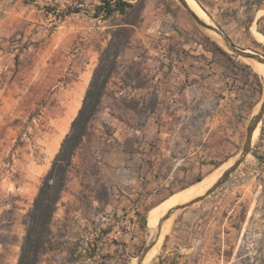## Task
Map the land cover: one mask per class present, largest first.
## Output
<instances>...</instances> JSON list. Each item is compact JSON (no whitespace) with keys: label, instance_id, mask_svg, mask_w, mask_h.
<instances>
[{"label":"rangeland","instance_id":"1","mask_svg":"<svg viewBox=\"0 0 264 264\" xmlns=\"http://www.w3.org/2000/svg\"><path fill=\"white\" fill-rule=\"evenodd\" d=\"M100 1L0 0V264H17L26 233L25 216L82 105L101 50L109 41L110 29L119 19L118 14L110 18L97 16L96 5ZM194 1L204 19L222 29L235 43L264 54V43L255 35L262 32L264 23L248 24L251 12L232 18L219 12L211 18ZM143 15L131 43L118 60L90 133L75 156L71 173L81 177L82 189L67 207L62 204L58 209L53 223L57 248L44 255L42 264H95L83 250L86 234L78 209L95 214L98 204L94 198L99 194L107 198V187L116 182L109 169L110 152L122 149V141L131 147L144 134L141 122L140 130L135 131V112L141 111L145 93L151 97L153 73L170 63L152 50L161 48L168 53L195 43L211 48L218 43L224 47L218 35L200 26L178 0H146ZM231 19L237 23H231ZM235 57L240 63L249 64L245 57ZM249 65L255 73L257 91L254 115L264 101V78ZM73 109L75 112L70 115ZM260 127L261 123L255 129L251 152L214 192L165 221L163 226L167 222L169 225L165 230L162 226L153 256L142 264L157 262L168 235L176 240V221L201 225L194 236L200 241L195 255L201 259L200 264H213L212 258L219 264L223 255L230 260L227 264H264V165L255 152ZM117 129L121 131L119 136L115 134ZM246 135L247 132L242 135L235 151L206 168L199 177L202 179L224 165L227 167L219 171L227 169L241 152ZM139 154L136 152L135 156ZM118 183L117 191L137 185L125 171ZM186 186L185 182L175 185L166 194L173 195ZM189 199L173 204L167 203L168 199L162 201L159 217L169 206ZM150 202L143 199L138 205L147 208ZM148 215L149 211H143L139 219L142 237L132 257L123 259L121 264H137L160 219L153 225Z\"/></svg>","mask_w":264,"mask_h":264},{"label":"crops","instance_id":"2","mask_svg":"<svg viewBox=\"0 0 264 264\" xmlns=\"http://www.w3.org/2000/svg\"><path fill=\"white\" fill-rule=\"evenodd\" d=\"M196 1L211 18L219 12L229 18L251 12L248 24L264 23V0ZM235 22L231 19V23ZM183 48L168 53L161 48L152 50L170 63L153 73V110L147 111V117L140 110L135 112V131L140 130L141 122L144 134L131 147L122 141V149L110 152L109 169L116 182L107 187V198H94L98 204L95 214L78 209L86 234L83 250L95 264H121L123 259L132 257L142 237L139 219L143 211L150 212L169 199L172 195L166 193L175 185L188 184L178 190L181 192L226 166L215 168L198 180L206 168L235 151L247 132L257 102L255 73L250 63H240L226 49L230 56L203 43L185 44ZM148 96L145 93L141 99L143 104L149 101ZM120 129L116 130L117 136L121 135ZM136 152L140 153L137 157ZM123 171L137 185L131 190L117 191ZM81 189V177L70 173L59 208L62 204L67 207ZM143 199L146 203L151 201L147 208L138 205ZM198 226L201 225L176 221V240L169 239L171 234L166 237L154 264H200L201 259L195 256L200 241L194 238ZM212 262L215 264V258ZM228 262L224 255L219 259V264Z\"/></svg>","mask_w":264,"mask_h":264},{"label":"trees","instance_id":"3","mask_svg":"<svg viewBox=\"0 0 264 264\" xmlns=\"http://www.w3.org/2000/svg\"><path fill=\"white\" fill-rule=\"evenodd\" d=\"M145 7L146 0L134 2L101 0L96 5L97 16L110 18L118 14L119 19L113 23L110 29L109 41L101 50L99 63L93 72L82 105L72 120L70 130L62 140L60 149L54 156L49 170L43 176L33 204L25 216L26 233L17 264H42L44 255L57 248L53 223L63 192L67 188L69 175L75 164V156L90 133L91 122L101 110L103 98L117 69L118 60L131 43L135 28L142 21ZM262 32L264 33V31ZM214 48L230 56L218 43H215ZM150 94L149 101L141 108L143 117L148 116L147 111L151 112L156 103L154 89ZM144 120L142 118L143 122ZM200 179L199 177L198 180ZM104 189L106 190V188ZM100 195L98 198H104V195Z\"/></svg>","mask_w":264,"mask_h":264},{"label":"water","instance_id":"4","mask_svg":"<svg viewBox=\"0 0 264 264\" xmlns=\"http://www.w3.org/2000/svg\"><path fill=\"white\" fill-rule=\"evenodd\" d=\"M178 1L187 9V11L194 17V19L197 21V23L200 26H202L205 29L213 30L218 35V38L221 40V42L223 43L225 47L224 49L228 50L235 56L246 57V58L255 60L257 62L264 63L263 53L258 52L253 49L244 48L238 45L229 36H227L222 29L212 24L211 22L205 20L202 16H200L193 8H191L187 0H178ZM263 117H264V101L259 111L256 114H254L249 120L248 125H247L246 140L244 142L241 152L236 157V159L233 161V163L227 169L223 171V173L220 175V177L217 179L214 185L209 190H207L205 193L198 195L197 197L189 201L177 204L171 207L170 209H168L163 214V216L159 219L157 226L153 229L151 235L149 236L141 253L139 254L137 258V264H142L146 255L155 246L161 234L162 226L167 219H169L178 210H182L199 201H202L206 196L214 192L229 177V175H231L240 166V164L246 159L248 154L251 152V148L253 144V132L258 126V124L262 122Z\"/></svg>","mask_w":264,"mask_h":264},{"label":"bare ground","instance_id":"5","mask_svg":"<svg viewBox=\"0 0 264 264\" xmlns=\"http://www.w3.org/2000/svg\"><path fill=\"white\" fill-rule=\"evenodd\" d=\"M188 1V3H189V5L191 6V8H193L200 16H202L203 18H204V14H202V12L200 11V10H198V7H197V5H196V2L194 1V0H187ZM205 20H207V18L205 17ZM254 32V31H253ZM256 38L259 40V41H262L263 43H264V35L262 34V33H260V32H256ZM246 58V57H245ZM246 60L253 66V67H255L257 70H259L260 72H261V77L262 78H264V63H262V62H257V61H255V60H252V59H249V58H246ZM75 112V109H73L72 111H71V114L70 115H72L73 113ZM254 133H255V130H254V132H253V135H254ZM227 167V165L226 166H224L223 167V169L224 168H226ZM215 171H217V170H215ZM222 171H217V172H215V173H213V174H211V175H209V176H205V178L204 179H202L201 181H199V182H197V183H195L194 185H192L191 187H189V188H187V189H185V190H183V191H181V192H179L178 191V193H176L175 192V194H173L168 200H167V203H171V204H173V203H176V202H179V201H184V200H186V199H189V198H191V197H195V196H198V195H200V194H202V193H204V192H206L207 190H209L213 185H214V183L217 181V179L220 177V175L223 173H221ZM221 173V174H220ZM220 174V175H219ZM219 175V176H218ZM190 200V199H189ZM177 204H179V203H177ZM177 204H174V205H171V206H169L167 209H166V211L168 210V209H170L171 207H173V206H175V205H177ZM164 205V204H163ZM163 205H160L159 207H157V208H155V209H153V210H151L150 212H149V215H148V221H149V223L150 224H153V225H155V224H157V222H158V219L160 218L159 217V215L160 214H158L159 213V211L161 210H163L162 209V207H163ZM168 205V204H167ZM166 205V206H167ZM165 206V207H166ZM165 211V212H166ZM170 221V220H169ZM171 222V221H170ZM169 222V223H170ZM148 224V223H147ZM167 225H169L168 224V222H167V224H165L164 226H163V228H164V230L167 228L166 226ZM162 231H163V229H162ZM161 237V236H160ZM156 248H157V243L155 244V246L149 251V253L146 255V257H145V259H144V261L145 260H147V259H149V258H151L152 256H153V254H154V252H155V250H156Z\"/></svg>","mask_w":264,"mask_h":264},{"label":"built area","instance_id":"6","mask_svg":"<svg viewBox=\"0 0 264 264\" xmlns=\"http://www.w3.org/2000/svg\"><path fill=\"white\" fill-rule=\"evenodd\" d=\"M256 155L259 157L260 162L264 165V117L261 122L260 132L255 144Z\"/></svg>","mask_w":264,"mask_h":264}]
</instances>
